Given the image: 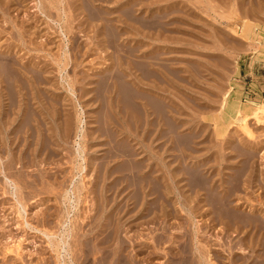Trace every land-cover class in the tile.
<instances>
[{
	"label": "rangeland",
	"instance_id": "1",
	"mask_svg": "<svg viewBox=\"0 0 264 264\" xmlns=\"http://www.w3.org/2000/svg\"><path fill=\"white\" fill-rule=\"evenodd\" d=\"M9 1H0V81L4 80L0 89H6L5 95L0 90V159L14 160V168L6 175L21 185L26 211L21 210L22 217L14 197L5 193L8 187L0 173V264L54 261L55 253L40 231L56 233L64 221L90 234L83 239L90 242L83 246L89 251V264H173L186 255L203 264L199 252L192 250L196 242L193 245V229L186 216L188 181L198 171L208 175L221 170L230 179L239 173L242 157L251 150L241 144L243 137L253 139L241 133L235 112L264 102V0L262 5L251 0L258 7L255 3L257 9L249 14L244 8L239 9L242 13L238 9L230 13L228 0H212L220 4V14L210 11L208 0H42L46 16L38 11V0ZM251 17L260 24L256 35L243 29V22ZM18 101L22 106L18 107ZM248 126L254 129L252 118ZM25 128H30L32 139ZM262 134L264 130L260 137L264 147ZM177 182L185 189L180 199L183 206L175 204ZM141 185L147 189L140 190ZM67 190H71V202L76 201L73 209L68 194L64 195ZM246 192L256 203L264 197L262 189ZM204 235L199 234L202 241L197 240V247L206 243ZM237 251L225 254V264L233 257L242 264L241 256L250 255Z\"/></svg>",
	"mask_w": 264,
	"mask_h": 264
},
{
	"label": "bare ground",
	"instance_id": "2",
	"mask_svg": "<svg viewBox=\"0 0 264 264\" xmlns=\"http://www.w3.org/2000/svg\"><path fill=\"white\" fill-rule=\"evenodd\" d=\"M1 1V0H0ZM12 1V0H11ZM9 1V2H11ZM22 1V0H21ZM20 1V2H21ZM45 1V0H44ZM85 1V0H84ZM90 1V0H89ZM221 0H219L220 2ZM233 1H239V0H228L226 1L225 3L228 4L227 5V9L230 10L229 12L232 13L234 10L236 11V9H243L246 11L247 14H249V10L250 12L253 11L254 7H255V3H256V6L258 5L257 1L255 3H253L251 0V2L249 3H245L244 0H240L241 4L237 2V4L233 3ZM258 1H261V0H258ZM18 2V0L16 1ZM15 1H12V4L16 3ZM54 2V1H53ZM88 2V0H87ZM103 2V1H102ZM223 2V1H221ZM61 3V2H60ZM59 3V4H60ZM77 3V2H76ZM75 3V4H76ZM105 3V2H104ZM212 0H208V8L210 9V11H215L216 13L218 12H221V8L219 7L220 4L218 6L212 4ZM3 4V3H2ZM11 4V3H8V5ZM20 4V3H19ZM53 4V3H52ZM82 4V3H81ZM222 5L225 6V4L221 3ZM127 5V4H126ZM132 5V4H131ZM221 5V6H222ZM261 5H262V1H261ZM12 6V5H11ZM15 6V5H13ZM57 7V5H54ZM72 6V5H71ZM91 6V5H90ZM120 6V5H119ZM123 6V5H122ZM141 6V5H140ZM248 6V7H247ZM260 6V5H259ZM4 7V6H3ZM7 7V6H6ZM4 7V8H6ZM36 7L39 9L38 11L46 16V13L42 10L43 9V5H42V0H38L37 1V5ZM55 7V8H56ZM86 7V6H85ZM84 7V8H85ZM258 7V6H257ZM257 7L255 9H257ZM262 7L264 8V5H262ZM82 8V6H81ZM225 8V7H224ZM58 9V8H56ZM74 9V8H73ZM86 9V8H85ZM89 9V8H88ZM222 9H223V6H222ZM254 9V10H255ZM261 9V7H260ZM5 10V9H4ZM9 10V9H8ZM18 10V8H17ZM54 10V9H53ZM52 10V11H53ZM77 10V9H76ZM104 10V9H103ZM174 10V9H173ZM226 11V9H224ZM223 10V11H224ZM227 10V11H228ZM264 10V9H263ZM48 11V10H47ZM244 11V13H245ZM257 11V10H256ZM259 11V9H258ZM37 12V11H36ZM240 12V10H239ZM238 12V14H239ZM262 12V11H260ZM264 12V11H263ZM211 13V12H210ZM215 13V14H216ZM225 13V12H224ZM228 14V12H226ZM225 13V14H226ZM235 13V12H234ZM242 13V12H240ZM257 13V12H256ZM5 14H6V11H5ZM60 14V13H59ZM127 14V13H126ZM174 14V13H173ZM220 14V13H219ZM223 14V15H225ZM233 14V13H232ZM231 14V15H232ZM252 13H250L251 15ZM255 14V13H254ZM252 14V15H254ZM259 14V12L257 14H255L256 16ZM264 15V13H262ZM35 15V14H33ZM52 15V14H51ZM56 15V13H55ZM230 15V14H229ZM235 15V14H234ZM237 15V13H236ZM242 15V14H241ZM240 15V16H241ZM249 15V16H250ZM70 16V15H68ZM239 16V15H238ZM247 16V17H249ZM261 16V15H259ZM92 17V16H91ZM219 17V16H218ZM228 17V16H227ZM226 17V18H227ZM236 17V16H235ZM244 17V16H243ZM242 17V18H243ZM246 17V15H245ZM255 17V16H253ZM258 17V16H257ZM31 18V17H30ZM48 18V16H47ZM62 18V17H61ZM118 18V17H117ZM116 18V19H117ZM231 18V17H230ZM229 18V19H230ZM234 18V17H233ZM238 18V17H236ZM241 18V17H240ZM241 18V19H242ZM263 18V17H261ZM39 19V18H38ZM69 19V18H68ZM114 19V18H113ZM216 19V18H215ZM224 19V18H223ZM235 19V18H234ZM252 19V17H251ZM257 19V18H256ZM59 20V19H58ZM233 20V19H232ZM236 20V19H235ZM234 20V21H235ZM238 20V19H237ZM255 19L253 18L251 21L246 22L244 23L243 21V29H245L246 31H251L250 33H255V35L257 34L256 32H258V30L260 29V24H256L255 22H252L254 21ZM9 22V20H7ZM140 21V20H139ZM256 21V20H255ZM109 22V21H108ZM112 22V21H111ZM122 22V21H121ZM239 22V20H238ZM257 22V21H256ZM39 23V22H38ZM54 23V22H53ZM68 23V22H66ZM123 23V22H122ZM126 23V22H125ZM222 23V22H221ZM232 23V22H231ZM34 24V23H33ZM45 24V23H44ZM118 24V23H117ZM155 24V23H154ZM16 25V24H15ZM38 25V24H37ZM157 25V24H156ZM223 25V24H222ZM228 26V25H227ZM234 26V25H233ZM59 27V26H58ZM230 27V26H229ZM235 27V26H234ZM241 27V26H240ZM102 28V27H101ZM32 29V28H31ZM36 29V28H35ZM68 29V28H67ZM115 29V28H114ZM147 29V28H146ZM231 29V28H230ZM235 29V28H234ZM262 29V27H261ZM21 30V29H20ZM101 30V29H100ZM119 30V29H118ZM236 30V29H235ZM244 30V31H245ZM19 31V30H18ZM53 31V30H52ZM69 31V30H68ZM261 31V30H260ZM21 32V31H20ZM31 32V31H30ZM57 32V31H56ZM63 32V31H62ZM106 32V31H105ZM104 32V33H105ZM11 33V32H10ZM37 33V32H36ZM107 33V32H106ZM112 33V32H111ZM115 33V32H113ZM236 34V31L233 32ZM14 34V33H13ZM38 34V33H37ZM36 34V35H37ZM66 34V33H65ZM103 34V33H102ZM110 34V33H109ZM117 34V33H116ZM240 33H238L239 35ZM40 35V34H38ZM64 35V34H63ZM75 35V34H74ZM111 35V34H110ZM114 36V34H112ZM254 35V34H253ZM16 36V35H15ZM21 36V35H20ZM52 36V35H51ZM65 36V35H64ZM72 36V35H71ZM241 36V34H240ZM251 36V35H250ZM26 37V35H25ZM102 37V36H101ZM103 38V37H102ZM21 39V38H20ZM24 39V38H22ZM26 39V38H25ZM34 39V38H33ZM100 39V38H99ZM232 39H235V38H232ZM18 40V39H17ZM50 40V39H49ZM255 40V39H254ZM36 41V40H35ZM104 41V40H103ZM115 41V40H114ZM242 41V40H241ZM109 42V41H107ZM116 42V41H115ZM174 42V41H173ZM243 42V41H242ZM72 43V42H71ZM74 43V42H73ZM105 43V41H104ZM103 43V44H104ZM124 43V42H123ZM244 43V42H243ZM85 44V43H83ZM115 44V43H114ZM233 44V43H232ZM231 44V45H232ZM256 43L254 42V45ZM40 45V44H39ZM226 46V44H224ZM246 45V44H244ZM243 45V46H244ZM250 45V43H249ZM247 45V47L249 46ZM38 46V45H37ZM45 46V45H44ZM47 46V45H46ZM95 46V45H94ZM105 46V44H104ZM117 46V45H116ZM256 46H259V44ZM1 47V46H0ZM28 47V46H27ZM74 47V46H73ZM130 47V46H129ZM142 47V46H141ZM229 47V46H227ZM21 48V47H20ZM66 48V47H65ZM104 48H107V47H104ZM252 48V47H251ZM254 48V47H253ZM256 49H258L257 47H255ZM36 49V48H35ZM135 49V48H134ZM225 49V48H224ZM236 49V48H235ZM239 49V48H238ZM247 48H245L246 50ZM261 49V48H260ZM40 50V49H39ZM93 50V49H92ZM241 50H244V49H240L239 52ZM249 50V49H248ZM253 50V49H252ZM255 50V49H254ZM20 51V50H19ZM30 51V50H29ZM37 51V50H35ZM80 51V50H79ZM94 51V50H93ZM108 51V50H107ZM114 51V50H113ZM250 51V50H249ZM258 51V50H257ZM38 52V51H37ZM46 52V51H45ZM66 52V51H65ZM92 52V51H91ZM241 52H244V51H241ZM247 52V50L245 51ZM244 52V53H245ZM234 53V52H233ZM3 54V53H1ZM139 54V53H138ZM264 54V53H263ZM39 55V54H38ZM135 55V54H134ZM201 55V54H200ZM208 55V54H207ZM69 56V55H68ZM157 56V55H156ZM235 56V55H234ZM255 56V55H254ZM8 57V56H7ZM33 57V56H32ZM19 58V57H18ZM16 57V59H18ZM65 58V57H64ZM123 58V57H122ZM237 58V57H236ZM247 58V57H246ZM250 58V57H249ZM1 59V57H0ZM10 59V57L8 58ZM12 59V58H11ZM34 59V58H33ZM32 59V60H33ZM59 59V58H57ZM79 59V58H78ZM6 60V58H5ZM20 60V59H19ZM151 60V59H150ZM249 60V59H248ZM67 61V60H66ZM117 61V60H116ZM235 61V60H234ZM2 62V60H1ZM14 62V58H13V61L12 63ZM18 61H16L17 63ZM73 62V61H72ZM261 62V61H260ZM21 63V62H20ZM27 62H25L26 64ZM36 63V62H34ZM59 63V61H58ZM62 63V62H61ZM68 63V62H67ZM66 62L64 63L67 64ZM215 63V62H214ZM237 63V62H236ZM235 63V64H236ZM239 63V62H238ZM263 63V62H262ZM11 64V63H10ZM15 64V63H14ZM25 64H22V65H25ZM29 64V63H27ZM33 64V63H32ZM69 64V63H68ZM241 64V63H240ZM122 65V64H121ZM12 66V64H11ZM17 66L16 65V68H13V69H17ZM40 66V64H39ZM67 66V65H66ZM246 66V65H245ZM15 67V66H14ZM21 67V66H20ZM20 67L18 69H20ZM24 67V66H23ZM28 67V65H27ZM45 66H41L40 68H44ZM1 68V66H0ZM63 68V67H62ZM254 68V67H253ZM47 69V68H46ZM44 69V70H46ZM242 69V68H241ZM24 70V69H23ZM37 70L39 71V69L37 68ZM43 70V69H41ZM63 70V69H62ZM226 70V69H225ZM18 71V70H17ZM21 71V70H20ZM19 71V72H20ZM172 71V70H171ZM213 71V70H212ZM250 71V69H249ZM24 72V71H22ZM29 72V71H28ZM45 73V71H43ZM42 72V73H43ZM47 72V70H46ZM235 72V71H234ZM25 73V72H24ZM233 73V72H232ZM261 73V72H260ZM32 74V73H31ZM134 74V73H133ZM264 74V73H263ZM25 75V74H24ZM23 75V76H24ZM30 75V73H29ZM115 75V74H114ZM22 76V75H21ZM19 76V77H21ZM26 76L27 75V72H26ZM12 77H18L16 73H12ZM29 77V76H28ZM42 77V76H41ZM49 78V77H48ZM6 79V78H5ZM1 80V79H0ZM8 80V78L6 79V81ZM22 80V79H20ZM39 80V79H38ZM165 80V79H164ZM4 80H2L1 84L4 83L3 82ZM13 81V80H12ZM16 81V79H15ZM32 81V80H30ZM122 81V80H121ZM17 82V81H16ZM16 82H12V83H16ZM24 82V81H23ZM22 82V83H23ZM33 82V81H32ZM43 83V82H42ZM231 83V82H230ZM18 85V83H16ZM28 84V82H27ZM39 84V83H38ZM37 84V85H38ZM41 84V82H40ZM52 84V83H51ZM127 84V83H126ZM132 84V83H131ZM6 85V84H5ZM16 85V86H17ZM21 85V84H20ZM31 85V84H29ZM28 85V86H29ZM33 85L34 82H33ZM152 85V84H151ZM26 86V85H25ZM39 86V85H38ZM43 86V85H42ZM53 86V85H52ZM9 87V86H7ZM14 87V86H13ZM18 87V86H17ZM24 87V86H23ZM31 87V86H30ZM35 86H33L34 88ZM46 87V86H45ZM44 87V88H45ZM22 88V87H21ZM43 88V87H42ZM73 88V87H72ZM231 88V87H230ZM14 89V88H13ZM29 89V87H28ZM2 91V88L0 89ZM6 90V89H5ZM3 90V91H5ZM15 90V89H14ZM18 90V89H17ZM30 90V89H29ZM0 91V92H1ZM2 91V94L5 95V93H3ZM19 91V90H18ZM9 92V91H8ZM16 92V91H15ZM14 93V92H13ZM12 93V94H13ZM35 93V92H34ZM33 93V94H34ZM37 93V91H36ZM35 93V94H36ZM43 93V92H42ZM226 93V92H225ZM9 94V93H8ZM11 94V95H12ZM21 94V92H20ZM41 95V93H39ZM114 94V93H113ZM22 95V94H21ZM25 95V94H24ZM112 95V94H111ZM211 95V94H210ZM2 96V95H1ZM15 96V95H14ZM12 95V97H14ZM17 96V95H16ZM133 96V95H132ZM11 97V96H10ZM11 97V98H12ZM25 97V96H24ZM34 97V96H33ZM31 98L32 100L35 98ZM42 97V96H41ZM44 97V96H43ZM151 97V96H150ZM5 98V97H4ZM20 98V97H19ZM26 98V97H25ZM155 98V97H154ZM247 98V97H246ZM2 100V98H0ZM15 99V104L17 102L16 98ZM13 99V100H14ZM43 99V98H41ZM40 99V100H41ZM151 99V98H150ZM0 100V101H1ZM12 100V101H13ZM136 100V99H135ZM11 101V100H10ZM23 101H24V98H23ZM30 101V100H29ZM46 101V100H45ZM13 102V103H14ZM19 102V101H18ZM35 102V101H34ZM37 102V101H36ZM42 102V101H40ZM127 102V101H126ZM152 102V101H151ZM225 102L226 101V98H225ZM2 103V101L0 102ZM4 103V102H3ZM23 103V102H22ZM25 103V101H24ZM33 103V101H32ZM43 103V102H42ZM125 103V102H124ZM146 103V102H145ZM166 103V102H165ZM223 103V101H222ZM242 103V102H241ZM5 104H6V101H5ZM35 104V103H34ZM41 104V103H40ZM45 104V103H44ZM20 102H19V105L18 107L20 106ZM27 105V102L25 104V106ZM142 105V104H141ZM162 105V104H161ZM160 105V106H161ZM222 105V104H221ZM238 105V104H237ZM4 106V105H2ZM7 106V105H6ZM9 106V105H8ZM7 106V107H8ZM14 106V105H13ZM22 106V105H21ZM45 106V105H44ZM159 106V107H160ZM214 106V105H213ZM239 106V105H238ZM1 107V106H0ZM15 107V106H14ZM13 107V108H14ZM24 107V106H23ZM38 107V106H37ZM158 107V108H159ZM3 108H6V107H3ZM25 108V107H24ZM26 108H29L26 106ZM206 108V107H205ZM218 108V107H217ZM224 108V107H223ZM18 109V108H17ZM16 111H19L17 110ZM32 109H34L32 107ZM59 109V108H58ZM163 109V108H162ZM2 110V108L0 109V111ZM7 110V109H6ZM10 110V109H8ZM42 111V109H40ZM148 110V109H147ZM167 110V109H166ZM216 110V109H215ZM5 110H3L4 112ZM11 111L12 110V106H11ZM15 111V109H14ZM27 111V110H26ZM35 111V109H34ZM45 111V110H44ZM110 111V110H109ZM149 111V110H148ZM161 111V110H160ZM171 111V110H170ZM223 112V110H221ZM21 112V111H20ZM30 112V111H29ZM111 112V111H110ZM159 112V111H158ZM14 113V112H13ZM12 113V114H13ZM23 113V112H22ZM38 113V111L36 112ZM43 113V112H42ZM122 113V112H121ZM169 113V112H168ZM217 113V112H216ZM236 116H237V119L236 121L239 123V128H241L240 130L242 131L241 133L244 135H248L249 137H251L252 139H249V140H252V141H247L244 137L242 138V143L241 144H244V145H248L250 146L251 150H247L249 154L246 153L247 157H245L246 155H244V158L242 157V160L240 161L241 164L238 166V169L239 167H241L239 169V173L236 174V176L230 178V179H225L221 174V170L218 171L216 174H212L211 171L209 172V174L207 175L206 173L204 174L203 171H201L199 173H195L193 176H191L190 180L188 181V184L190 186V189H187L189 192L191 193H188L185 194L187 197L185 198L186 202L188 203V206H189V211H188V215H186L187 217L189 216V219L190 220L189 222L191 223L190 225L192 226L191 228L193 229L192 233H193V245H194V241L196 242V247L195 248H191L192 250H196L197 252H199L198 254L200 255V261L203 260V264H225L227 263L225 260V254H227V252L229 254H233L234 253V250H240L239 253L243 252L244 254H250L249 257H246L245 255L244 256H241V258L243 259V263L242 264H264V197H261V200H257V203H256V199L254 201H252L248 196H247V190L249 188H258V189H262L263 193H264V154H260V155H263V156H259V152L261 151V149L264 147L263 144H262V140L260 139L261 137V133H263V130H264V102H261V103H256L254 104V106L252 105L251 107H244L243 109H238L236 112ZM2 114V113H1ZM11 114V113H10ZM20 114V113H19ZM24 114V113H23ZM33 114V112H32ZM128 114V113H127ZM140 114V112H139ZM159 114V113H158ZM18 115V114H17ZM35 115V114H34ZM119 115V114H117ZM166 115V114H165ZM222 115V114H220ZM2 116V115H1ZM5 116V115H4ZM3 116V117H4ZM19 116V115H18ZM28 116V115H27ZM37 116V115H36ZM35 116V117H36ZM40 116V114H39ZM44 116V115H43ZM126 116V115H125ZM235 116V117H236ZM10 117V116H8ZM7 117V119H8ZM127 117V116H126ZM146 117V116H145ZM151 117V116H150ZM11 118V117H10ZM13 118V117H12ZM12 118L10 120H12ZM15 118V117H14ZM26 118V117H25ZM33 118V117H32ZM54 118V117H53ZM165 118V117H164ZM171 118V117H170ZM169 118V119H170ZM220 118V117H219ZM249 118H252L254 120V123H255V127L254 129H251L249 126H248V120ZM2 119V118H1ZM6 119V121H7ZM17 119V117L15 118ZM21 119H23L21 117ZM19 119V120H21ZM39 119V118H38ZM36 119V120H38ZM42 119V118H41ZM148 119V118H146ZM3 120V119H2ZM9 120V121H10ZM14 120V119H13ZM12 120V122H13ZM34 120V118L32 119ZM150 120V118H149ZM220 119H218L219 121ZM4 121V120H3ZM2 121V122H3ZM5 121V122H6ZM9 121L7 123H9ZM39 121V120H38ZM4 122V124H5ZM18 122V121H17ZM40 122V121H39ZM58 122V121H57ZM1 123V122H0ZM19 123V122H18ZM31 123L33 124V122L31 121ZM43 123V122H42ZM41 123V125H42ZM148 123V122H147ZM172 123V122H171ZM224 123V122H223ZM250 123V122H249ZM2 124V123H1ZM0 124V125H1ZM15 125V123H13ZM21 124V123H20ZM31 124V125H32ZM146 124V123H145ZM163 124V123H162ZM215 124V123H214ZM225 124V123H224ZM39 125V124H38ZM63 125V124H62ZM2 126V125H1ZM11 126V125H10ZM34 126V125H33ZM148 126V125H147ZM216 126V124H215ZM17 127V126H16ZM28 127V125H27ZM30 127V126H29ZM225 127V125H224ZM41 128V127H40ZM216 128V127H214ZM229 128V127H228ZM227 128V129H228ZM3 129V128H1ZM26 129V128H25ZM30 129V128H29ZM28 128L26 130L23 129V131L27 132L28 133ZM35 130V127L33 128ZM42 129V128H41ZM219 129V132H220V128L218 127ZM225 129V128H224ZM15 130V129H14ZM13 130V131H14ZM38 130V128H37ZM2 131V130H1ZM30 131V130H29ZM33 131V130H32ZM140 131V130H139ZM226 131V130H225ZM38 132V131H37ZM36 132V133H37ZM40 132H42L40 130ZM217 132V131H216ZM227 132V131H226ZM233 132V131H232ZM239 132V131H238ZM237 132V133H238ZM2 133V132H1ZM16 133V132H15ZM35 133V135H36ZM39 133V132H38ZM37 133V134H38ZM43 133V132H42ZM71 133V132H70ZM222 133V131H221ZM240 133V132H239ZM7 134V133H6ZM31 134V133H30ZM28 133V137L31 138V136ZM112 134V133H111ZM26 135V134H25ZM34 135V134H33ZM43 135V134H42ZM124 135V134H123ZM220 135H223V134H220ZM226 135V133H225ZM229 135V134H228ZM236 135V134H235ZM239 135V134H238ZM9 136V135H7ZM22 136V135H21ZM27 136V135H26ZM26 136L24 138H26ZM37 136V135H36ZM46 136V135H45ZM51 136V135H50ZM62 136V135H61ZM159 136V135H158ZM174 136V135H173ZM214 136V135H213ZM218 136V135H217ZM224 136V135H223ZM240 136V135H239ZM242 136V135H241ZM263 136V134H262ZM5 137V136H3ZM13 137V136H12ZM15 137V136H14ZM13 137V138H14ZM23 137V136H22ZM43 137V136H42ZM49 137V136H48ZM168 137V136H167ZM216 136H214L215 138ZM219 137V136H218ZM246 137V136H245ZM264 137V136H263ZM6 138V137H5ZM12 138V140H13ZM16 138V137H15ZM20 138V137H19ZM18 138V139H19ZM38 138V137H37ZM233 138V137H232ZM232 138H229V139H232ZM4 139V138H3ZM11 139V138H10ZM29 139V138H28ZM32 139V138H31ZM34 139V138H33ZM36 139V138H35ZM39 139H41V136L39 137ZM38 139V140H39ZM159 139V138H158ZM163 139V138H162ZM176 139V138H175ZM228 139V137H227ZM17 140V139H16ZM37 140V139H36ZM34 140V141H36ZM42 140V139H41ZM241 140V139H240ZM11 141V140H10ZM15 141V140H14ZM18 141V140H17ZM26 141V139H25ZM132 141V140H131ZM221 141V140H220ZM229 141V140H228ZM233 141V139H232ZM6 143L8 141H5ZM28 142V141H26ZM25 142V143H26ZM37 142V141H36ZM42 142V141H41ZM157 142V141H156ZM213 142V141H212ZM235 142V141H234ZM237 142V141H236ZM264 142V141H263ZM19 143V142H18ZM32 143V142H31ZM35 143V142H34ZM33 143V144H34ZM163 143V142H162ZM181 143V142H180ZM15 143H13L12 145H14ZM32 144V146H33ZM38 144V143H37ZM37 144H35L37 146ZM113 144V143H112ZM225 144V143H224ZM240 144V145H241ZM262 144V145H261ZM34 145V147H36ZM211 145V143H210ZM214 145V144H212ZM222 145V144H221ZM31 146V147H32ZM121 146V145H120ZM243 146V145H242ZM241 146V147H242ZM2 147V146H1ZM18 147V146H17ZM39 147V146H38ZM41 147V146H40ZM236 147V145H235ZM231 148V147H230ZM247 148V147H246ZM6 149V148H5ZM31 149V148H30ZM29 149V150H30ZM225 149V147H224ZM223 149V150H224ZM227 149V148H226ZM236 150L235 148H232V150ZM243 149V147H242ZM249 149V148H248ZM3 150V148H2ZM17 150V149H16ZM22 150V149H21ZM20 150V151H21ZM33 150V149H32ZM31 150V151H32ZM178 150V149H177ZM231 150V149H230ZM231 150V151H232ZM239 150V149H238ZM7 151V150H6ZM12 150H10L11 152ZM34 151V150H33ZM237 151V150H236ZM242 151H246L245 147ZM264 151V150H263ZM262 151V153H264ZM9 152V153H10ZM77 152V151H76ZM81 152V151H80ZM180 152V151H179ZM21 153V152H20ZM19 153V154H20ZM32 153V152H31ZM38 153V152H37ZM36 153V154H37ZM44 153V152H43ZM239 153V152H238ZM261 153V152H260ZM3 154V153H2ZM5 154V153H4ZM33 154V153H32ZM187 154V153H186ZM12 155V153H11ZM38 155V154H37ZM36 155V157H38ZM78 155V154H77ZM182 155V154H181ZM226 155V154H225ZM236 155V154H235ZM4 156V155H2ZM19 155H17L16 157H18ZM23 156V155H22ZM34 156V154H33ZM6 157V156H5ZM21 157V156H19ZM24 157V156H23ZM35 157V158H36ZM78 157V156H76ZM75 157V158H76ZM83 157V156H82ZM238 157V156H237ZM4 158V157H3ZM114 158V157H113ZM233 158V157H232ZM236 158V157H235ZM14 159V158H13ZM18 159V158H17ZM34 159V157H33ZM39 160V158H37ZM41 159V158H40ZM84 159V157H83ZM111 159V158H110ZM128 159V158H127ZM4 159H0V173H3L4 175V179H5V184H6V187L7 190L5 193L7 194H10L14 197L15 199V202H17V204L19 205V208H20V214L22 213L21 210L23 212L26 211V206L25 204L22 203V199H23V195L21 193V185L13 180V179H10L7 175H6V172L7 170H11L14 168V160H12V158L6 163V158L5 160L3 161ZM43 160V158H42ZM41 160V161H42ZM86 160V159H85ZM239 160V159H238ZM21 161V160H20ZM37 161V160H36ZM35 161V162H36ZM40 161V162H41ZM45 161V158L44 160ZM84 161V160H83ZM146 161V160H145ZM22 162V161H21ZM33 162V160H32ZM75 162V161H74ZM86 162V161H85ZM89 162V161H88ZM185 162V161H184ZM238 162V161H237ZM236 162V163H237ZM31 163V162H30ZM38 163V162H36ZM44 163V162H43ZM79 162H77V165ZM93 163V162H92ZM204 163V162H203ZM22 164V163H21ZM27 164V163H26ZM32 164V163H31ZM39 164V163H38ZM41 164V163H40ZM39 164V165H40ZM81 164V162H80ZM87 164V163H85ZM84 164V165H85ZM230 164V163H229ZM234 164V163H233ZM231 165V166H234V165ZM18 165V164H17ZM76 165V166H77ZM146 165V164H145ZM167 165V164H166ZM236 165V164H235ZM36 166V164H35ZM44 166V165H43ZM89 166V164H88ZM142 166V165H141ZM230 166V167H231ZM19 167V166H18ZM42 167V166H41ZM196 167V166H195ZM202 167V166H201ZM229 167V166H228ZM16 168V167H15ZM77 168V167H76ZM79 168V167H78ZM85 168V167H84ZM87 168V167H86ZM85 168V169H86ZM135 168V167H134ZM170 168V167H169ZM212 168V167H211ZM233 168V167H232ZM249 168V169H247ZM42 169V168H41ZM199 169V168H198ZM224 169V168H223ZM234 169V168H233ZM237 169V170H238ZM31 170V169H29ZM40 170V169H39ZM38 170V171H39ZM83 172L84 170L81 169ZM187 170V169H186ZM206 170V169H204ZM227 170V169H226ZM41 171V170H40ZM157 171V170H156ZM185 171V170H184ZM248 171L249 173H247V178L244 179V177L242 178V176L244 174V172ZM192 174L194 173L193 171H191ZM197 172V171H195ZM226 172V171H225ZM238 172V171H237ZM8 173V172H7ZM93 173V172H92ZM189 173V172H188ZM227 173V172H226ZM233 173H235L233 171ZM41 174V173H39ZM78 174V173H77ZM42 175H44V173H42ZM76 175V174H75ZM82 175V174H81ZM190 175V173H189ZM231 175V174H230ZM71 176V175H70ZM187 176V175H186ZM33 177V176H32ZM79 177L80 174H79ZM229 177V176H228ZM226 177V178H228ZM44 178V177H43ZM46 178V177H45ZM132 178V177H131ZM141 178V177H140ZM22 179V178H21ZM187 179V178H186ZM42 180V179H41ZM44 180V179H43ZM178 180V179H177ZM77 181V180H76ZM144 181V180H143ZM161 181V180H160ZM43 182V181H42ZM136 182V181H135ZM181 182V181H180ZM74 183V182H73ZM143 183V182H142ZM29 184V183H28ZM32 184V183H31ZM53 184H55L53 182ZM61 184V183H60ZM68 184V183H67ZM110 184V183H109ZM141 184V183H140ZM144 184V183H143ZM177 185H179V182L176 183ZM241 184H243L241 186ZM20 185V186H19ZM37 185V184H36ZM35 185V186H36ZM149 185V184H148ZM187 185V183L185 184ZM31 186V185H30ZM78 186V185H77ZM147 187V185H145ZM144 186V187H145ZM5 187V188H6ZM34 187V186H33ZM145 187V188H146ZM177 187V188H176ZM174 189H176L175 193H177L178 195V198L175 199V204L178 205V206H183L182 202H181V198H183L182 196V191L184 190H181L180 188V185L179 186H176ZM31 188V187H30ZM62 188V187H59V189ZM69 188V187H68ZM142 185L140 187V190H143L145 188H142ZM149 188V187H148ZM189 188V187H188ZM32 189V188H31ZM35 189V188H34ZM74 189V188H73ZM147 189V188H146ZM167 190V189H166ZM25 192V191H24ZM138 192V191H137ZM144 192V191H143ZM71 190L70 191H66L65 194H68V201L70 202V209H73L75 208V206L73 205L74 203H76V201H72L71 202ZM168 193V192H167ZM171 193V192H170ZM244 193V194H242ZM76 193H74L73 195H75ZM261 194V193H260ZM33 195V194H32ZM110 196V195H109ZM247 196V197H246ZM32 197V196H31ZM66 197V195H65ZM144 197V195H143ZM43 198V197H42ZM62 199V198H61ZM64 199V198H63ZM165 200V199H164ZM27 201V200H26ZM24 202V201H23ZM74 202V203H73ZM123 202V201H122ZM57 203V202H56ZM81 204V203H80ZM117 206V205H116ZM167 206V205H166ZM18 208V209H19ZM168 208V207H167ZM177 208V207H176ZM184 209V208H183ZM182 207H181V210L183 211ZM187 209V207H186ZM131 210V209H130ZM185 210V209H184ZM248 210V211H247ZM19 211V210H18ZM71 210H68V214L67 217H70V212ZM18 213V212H17ZM22 217L24 216L23 214H21ZM121 215V214H120ZM43 216V215H42ZM80 216V215H79ZM93 216V215H92ZM113 216V215H112ZM117 216V215H116ZM61 217V216H60ZM59 217V218H60ZM199 217V218H198ZM202 217V219H201ZM49 218V217H48ZM51 219V218H50ZM47 221V220H46ZM202 221V223H201ZM29 222V221H28ZM27 224L30 226V223ZM49 222V221H48ZM58 222V221H57ZM58 224V223H57ZM71 224V223H70ZM66 224V221L62 222L60 225V229L58 232H54V233H48V232H45V231H40L42 232L46 237H47V242L52 250V252H54V261L50 262L48 259H45L44 260V263L42 264H89V261H88V258H89V251L87 250H83L84 247L83 246H87L88 244L87 243H90L89 240H83L85 237H88V235L90 234H87L85 233L84 231L80 233L81 231V226L78 225H73L71 224ZM187 225V224H186ZM98 226V225H97ZM181 226V225H180ZM46 227V226H45ZM205 227V231L204 232H201L200 230L202 228ZM53 228V227H52ZM63 228V229H62ZM33 229H36L37 228L33 227ZM62 229V230H61ZM35 230V231H36ZM91 231V230H90ZM93 231V230H92ZM106 231V230H105ZM180 232V231H179ZM98 233V232H97ZM118 233V232H117ZM140 233V232H139ZM191 233V234H192ZM188 234V233H187ZM199 234H205L204 236L206 237V243L204 245L200 244L201 246L197 247L198 244H197V240H200L198 239V236ZM220 234V235H219ZM116 235V234H115ZM135 235V234H134ZM103 236V235H102ZM101 237V236H100ZM106 237V235H105ZM132 237V236H131ZM166 238V237H165ZM177 238V237H176ZM175 238V239H176ZM89 239V238H88ZM120 239V238H119ZM46 240V239H45ZM108 240V239H107ZM135 240V239H134ZM192 240V239H191ZM177 241V240H176ZM202 241V240H200ZM198 241V242H200ZM170 243V242H169ZM101 244V243H100ZM105 244V243H104ZM120 244V243H119ZM78 245V247H77ZM192 245V243H191ZM19 247V246H17ZM82 247V248H81ZM95 247V245H94ZM119 247V246H118ZM126 247V246H125ZM48 248V247H47ZM46 248V249H47ZM120 248V247H119ZM121 249V248H120ZM124 249V248H123ZM177 249V248H176ZM182 249V248H181ZM102 250V249H101ZM117 250V249H116ZM78 251V253H77ZM97 251V250H96ZM120 251V250H119ZM136 251V250H135ZM195 251V252H196ZM18 252V251H17ZM124 252V251H123ZM173 252V251H172ZM183 252V251H182ZM192 252V251H191ZM238 252V251H237ZM181 253V252H180ZM186 253V252H185ZM38 254V253H37ZM169 254V253H168ZM171 254V253H170ZM188 254V253H187ZM191 254V253H189ZM193 254V253H192ZM238 254V253H237ZM21 255V254H20ZM119 255V254H118ZM243 255V254H242ZM116 256V255H115ZM181 256V254H180ZM198 256V255H197ZM231 256V255H230ZM233 256V255H232ZM231 256V257H232ZM44 257V256H43ZM53 257V256H52ZM129 257V256H128ZM167 257V256H166ZM177 257V256H176ZM40 258V257H39ZM67 258V259H66ZM115 259H117L116 257H114ZM120 258V256H119ZM197 258V257H196ZM195 258V259H196ZM199 258V257H198ZM249 258L252 259L251 262L249 261ZM44 259V258H43ZM69 259V260H68ZM195 259L191 256H184L182 257V259H178V260H174V263L173 264H196L195 262ZM221 259L223 261H221ZM231 259V258H230ZM41 260V259H40ZM120 260V259H119ZM124 260V258H123ZM127 260V258H126ZM130 260V259H129ZM144 260V259H143ZM146 260V259H145ZM169 260V259H168ZM172 260V258H171ZM198 260V261H199ZM229 260V258H228ZM93 261V260H92ZM5 262V261H4ZM37 262V261H36ZM120 262V261H119ZM122 262V261H121ZM148 262V261H147ZM166 262V261H165ZM230 264H236V260L235 258L233 257L231 260H229ZM228 262V263H229ZM250 262V263H248ZM15 263V262H14ZM124 263V262H123ZM127 263V262H126ZM150 263V262H149ZM168 263V262H167ZM201 262H198V264H200ZM241 263V262H240ZM9 264V263H8ZM134 264V263H133ZM152 264V263H151Z\"/></svg>",
	"mask_w": 264,
	"mask_h": 264
}]
</instances>
